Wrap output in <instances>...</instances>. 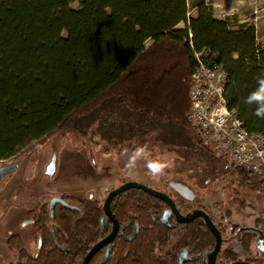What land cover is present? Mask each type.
<instances>
[{
	"label": "trees",
	"instance_id": "obj_1",
	"mask_svg": "<svg viewBox=\"0 0 264 264\" xmlns=\"http://www.w3.org/2000/svg\"><path fill=\"white\" fill-rule=\"evenodd\" d=\"M195 8L188 18L187 0H0V159L67 135L88 137L104 152L150 137L180 167L226 164L264 190L257 175L203 145L187 118L199 53L224 67L228 107L244 127L264 134V45L255 26L231 29L203 0ZM62 197L81 207L55 212L62 247L34 256L11 235L16 264H81L99 238L102 209L87 196ZM122 197L120 214L137 220L139 232L104 264H166L153 257L166 241L164 203L135 188Z\"/></svg>",
	"mask_w": 264,
	"mask_h": 264
},
{
	"label": "flooded vegetation",
	"instance_id": "obj_2",
	"mask_svg": "<svg viewBox=\"0 0 264 264\" xmlns=\"http://www.w3.org/2000/svg\"><path fill=\"white\" fill-rule=\"evenodd\" d=\"M20 155L21 153H17L10 158L0 159V161L3 162L0 164V170L13 166L14 164L18 165L16 168L17 170L24 159L21 158ZM52 160L53 158L46 166V173ZM224 166L228 169L226 170L230 172L228 174H231L232 176L235 175L238 178V181L235 183H229L227 181L228 184L224 190H208L203 195L196 193L195 189H198L197 183L188 184L177 180L178 177L191 178L194 174L193 169H197L201 166H197L196 168H174V175H170L165 182L166 187L164 184H161L160 187L155 183L142 182L141 180L138 181L152 189L167 194L174 202L177 211L181 215L187 216L197 214L189 221H180L170 205L158 198L164 203V207L160 214V222L167 228V233L165 245L156 248L153 257L156 259L165 258L166 264H233L238 262L264 264V190L250 188L247 184L240 181L238 172H236L233 167L226 164H224ZM203 170L213 175L214 178L223 175L217 169L210 171L207 168H203ZM203 170L201 168L198 169V171L201 172H203ZM6 175H8V173L3 177ZM3 177L0 179V187L2 188L8 183L6 182L5 185L1 184ZM128 180H124L117 186L109 188L103 199L95 197L93 192L88 193L87 195L91 202H94L96 206H99L102 209L103 213L99 219V238L89 247L85 256L100 241L106 239L114 231L115 223L117 225L113 238L94 252L88 264H90L95 257H97L99 264H104L115 249L119 247L120 250V246L123 245L122 250H124V242L132 240L139 232V222L137 220L133 221L132 218H123L122 214H120L124 202L122 195L132 188L116 194L112 198L110 202L111 215H108L105 209L106 199L110 191L119 188ZM176 183L185 186L188 191L185 193L180 191L176 187ZM135 189H139L151 195L149 192L141 188ZM77 193L73 194L81 195ZM62 195L53 196L49 199L46 198L45 200L42 199V197H32L28 198L26 201L28 202L26 224L31 225L35 229V233H33L34 242L27 247L25 245V239L20 234L15 235H18L21 238V247L25 248L34 256L38 255L43 248L46 250H52L55 247H62L59 234L57 235L59 231L57 229L55 215V212L59 207L74 211L81 210L80 205L69 203L62 197ZM81 196L86 197L85 195ZM54 197L63 199L73 208H70L61 202H54L53 206H51V200ZM7 207L8 206H6L1 212V217L6 214L8 210ZM139 209L140 203L137 204L136 210ZM166 210L171 211L168 215V225H165L162 221L163 214ZM199 212L207 214L219 231L220 245L217 250V235L207 226L204 217L202 214H199ZM44 230L49 233L48 236L51 239L49 242L47 241V236L45 238ZM10 236L6 238V245L17 254V251L9 245L8 240ZM0 242L3 243L2 241ZM104 255L106 256L103 258Z\"/></svg>",
	"mask_w": 264,
	"mask_h": 264
},
{
	"label": "rangeland",
	"instance_id": "obj_3",
	"mask_svg": "<svg viewBox=\"0 0 264 264\" xmlns=\"http://www.w3.org/2000/svg\"><path fill=\"white\" fill-rule=\"evenodd\" d=\"M197 1L187 0L188 18L197 15ZM203 1L212 6L216 18L229 21L231 29H238L243 25L255 26L258 43L264 45V0ZM71 5L78 7L77 2ZM184 26L183 23L178 25ZM20 156L24 159L18 169L1 180L2 185L8 182L4 188L0 187V215L8 206L6 214L0 216V241L3 242H0V263L3 264L17 262L16 252L6 245L8 236L20 234L27 247L34 242L35 229L26 224L28 198L42 197L45 200L64 193L78 192L87 196L93 192L95 197L103 199L109 188L126 179L165 186L170 175H174V168L180 167L174 155L150 137L131 147H123L119 152H104L99 144L90 142L88 137L85 139L79 135H67L36 144L30 152L21 153ZM52 158H55V173L50 176L46 173V166ZM1 163L3 162L0 161ZM197 166L201 167L193 169L191 178L178 177L177 180L188 184L197 183L198 189L195 191L199 195L208 190L222 191L228 182L238 181L235 175L228 174L230 172L222 163ZM200 168L210 171L217 169L223 175L214 178L205 170L198 171Z\"/></svg>",
	"mask_w": 264,
	"mask_h": 264
},
{
	"label": "built area",
	"instance_id": "obj_4",
	"mask_svg": "<svg viewBox=\"0 0 264 264\" xmlns=\"http://www.w3.org/2000/svg\"><path fill=\"white\" fill-rule=\"evenodd\" d=\"M198 66L191 76V106L187 118L203 145L236 167L257 175L264 184V134L251 133L225 96L227 73L196 53Z\"/></svg>",
	"mask_w": 264,
	"mask_h": 264
},
{
	"label": "water",
	"instance_id": "obj_5",
	"mask_svg": "<svg viewBox=\"0 0 264 264\" xmlns=\"http://www.w3.org/2000/svg\"><path fill=\"white\" fill-rule=\"evenodd\" d=\"M17 164H14L13 166H9V167H6V168H3L2 170H0V179L1 177H3L6 173H9V172H13L14 170H16L17 168ZM55 172V158H53L52 162L50 163L48 169H47V174L48 175H53ZM176 187L182 191V192H187L188 189L185 187V186H182L178 183H176ZM129 188H141L147 192H149L151 195L157 197V198H160L162 199L163 201L167 202V204L170 205V207L175 211V214L177 215V218L178 220L180 221H189L193 218L194 215H197V214H192V215H187V216H183L181 215L176 207H175V204L174 202L171 200V198L163 193V192H160V191H157L155 189H152L138 181H135V180H128L126 181L124 184H122L119 188H116L112 191H110V193L108 194V197L106 199V203H105V209H106V212L108 215H111V211H110V202L112 200V198L116 195V194H119V193H122L123 191L129 189ZM54 202H61L63 203L64 205H67L68 207L70 208H73L71 207L69 204H67L63 199L59 198V197H54L52 200H51V206H53ZM171 211L170 210H166L163 214V218H162V221L165 225H168V215ZM199 214H202V216L204 217L205 219V222L207 224V226L213 230L216 235H217V238H218V241H217V245H216V250L219 248V245H220V234H219V231L218 229L214 226L213 222L211 221V219L209 218V216L207 214H205L204 212H199ZM112 218V217H111ZM117 228V225L115 223V228H114V231L104 240L100 241L94 248L91 249V251L85 256V258L83 259L82 263L81 264H88L91 256L94 254V252L102 247L105 243L109 242L114 234H115V229ZM215 250V251H216ZM214 251V252H215ZM106 255L103 256V258L105 257ZM233 264H248V263H245V262H238V263H233Z\"/></svg>",
	"mask_w": 264,
	"mask_h": 264
},
{
	"label": "clouds",
	"instance_id": "obj_6",
	"mask_svg": "<svg viewBox=\"0 0 264 264\" xmlns=\"http://www.w3.org/2000/svg\"><path fill=\"white\" fill-rule=\"evenodd\" d=\"M262 97H264V93L261 94ZM259 114V113H258Z\"/></svg>",
	"mask_w": 264,
	"mask_h": 264
}]
</instances>
